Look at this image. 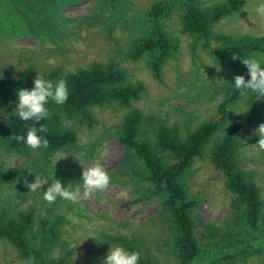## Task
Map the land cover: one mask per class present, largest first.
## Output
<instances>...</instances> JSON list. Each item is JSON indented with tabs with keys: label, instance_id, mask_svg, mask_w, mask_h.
I'll use <instances>...</instances> for the list:
<instances>
[{
	"label": "rangeland",
	"instance_id": "obj_1",
	"mask_svg": "<svg viewBox=\"0 0 264 264\" xmlns=\"http://www.w3.org/2000/svg\"><path fill=\"white\" fill-rule=\"evenodd\" d=\"M155 1L76 0L65 1L58 8L52 3L50 10L41 4L48 11L45 9L38 16L31 10L35 5L26 0H0V75L16 76L29 65L41 73L55 65L71 71L95 60H113L125 69L129 81L144 86L141 96L131 105L143 114V135L152 132L156 120L176 122L184 131L203 120L218 118V104L233 90L228 83L235 76H244L247 82L246 69H225L203 40L183 32L177 7L164 20L175 47L163 64L160 77L154 76L147 56L137 59L129 56L133 40L147 27L146 14ZM260 3L261 0H242V6L220 19L216 29L234 35H264V19L257 18L255 13ZM99 8L104 9L100 11L104 14H98ZM44 19L50 25V32L42 25ZM253 57L264 58V54ZM250 98L251 95L239 97L228 105V116L219 135L245 113ZM2 103L0 99V111L5 108ZM11 104L6 102L7 106ZM91 111L96 123L92 127L74 123L76 143L56 151L50 158V166L43 164L38 149H9L0 133V168L20 166L30 172L24 181L0 185V198L14 208L34 206L39 216H63V254L70 252V255L59 264H86V261L98 264L110 245H114L107 236L114 233L137 238L140 253L148 255L154 264H178L173 253L170 221L162 212V197L134 173L137 167L132 166L134 161L131 163L117 136L118 124L128 108L110 104L93 106ZM261 124H264V98L254 100L251 123L239 131L247 142L241 149V162L251 173L263 200L259 220V226L263 227L264 150L257 147L256 132ZM94 162L104 166L111 177L110 183L103 191L81 198L79 203L58 198L49 204L40 192L48 184L41 185L37 192L27 186L35 177L50 181L54 174L62 185L74 188L81 182L83 169ZM50 168L48 177L45 171ZM224 180L223 172L213 167L207 151L194 159L180 179L188 200L194 202L190 217L201 252L196 264L209 263L219 246L248 235L241 213L230 207L232 193L226 189ZM56 252H52L55 260L59 257ZM234 259L231 264H264V242L256 241L246 256ZM0 264L31 263L20 259L11 244L0 240Z\"/></svg>",
	"mask_w": 264,
	"mask_h": 264
},
{
	"label": "trees",
	"instance_id": "obj_2",
	"mask_svg": "<svg viewBox=\"0 0 264 264\" xmlns=\"http://www.w3.org/2000/svg\"><path fill=\"white\" fill-rule=\"evenodd\" d=\"M65 1L76 0H26L35 5L31 10L37 15L44 14L45 9L48 11L50 4L54 3L58 8ZM241 6L242 0H156L147 11V27L133 40L129 56L132 59L147 56L154 76L160 77L162 66L175 47L165 29L164 20L177 7L182 31L203 40L210 54L225 69L239 71L244 68L240 59L264 54V35H234L216 29L220 19L230 16ZM103 10L99 8L98 14H104L100 12ZM41 22L44 29L50 32L48 21L44 19ZM36 75H44L50 80L65 79L69 90L67 101L63 105L50 103L49 117L40 122L47 129L42 135L47 139L48 146L38 149L44 165L50 166V158L56 151L76 143L74 123L86 127L96 123L91 111L93 106L117 104L128 108L118 124L117 136L128 151L131 163L134 161L132 166L137 167L134 173L162 197V212L170 221L173 253L178 264H196L201 255L190 217L194 202L188 200L180 179L194 159L202 157L205 151L213 167L223 172L225 187L232 193L230 207L241 213L249 231L248 235L219 246L207 264H231L234 258L246 256L253 250L256 241L264 242V226H259L263 200L259 187L240 159L241 149L247 142L240 137L239 131L251 123L255 99L252 95L245 113L235 118L222 135L218 133L227 119L228 105L240 97L235 89L218 104V118L203 120L184 131L176 122L156 120L152 132L143 135V114L139 108L131 105L141 96L144 86L141 82L129 81L125 69L113 60H95L71 71L55 65L41 73H36L29 65L16 76L0 75V99L3 102L1 105H5L0 111V133L9 149L22 151L27 148L15 137L16 134H24L26 125L30 126L32 122L18 120L12 116V111L16 104V90L31 89ZM7 101L12 104L7 106ZM50 172L51 168L45 174L49 177ZM29 173L20 166L0 168V185L24 181ZM62 219V215L53 218L39 216L35 207L30 205L25 208L10 207L5 199L0 198V240L11 244L17 256L30 263L34 257L35 264H59L70 255V252L63 254ZM107 236L109 242L138 252V264H154L148 255L140 253L137 238H128L122 233ZM52 252L59 256L57 260L52 257ZM86 264L93 263L86 261Z\"/></svg>",
	"mask_w": 264,
	"mask_h": 264
},
{
	"label": "clouds",
	"instance_id": "obj_3",
	"mask_svg": "<svg viewBox=\"0 0 264 264\" xmlns=\"http://www.w3.org/2000/svg\"><path fill=\"white\" fill-rule=\"evenodd\" d=\"M255 13L257 18L264 19V0H261V3L256 7ZM240 61L246 69L247 82H245L244 76H235L231 84L227 82L228 86L235 89L241 98L248 95H252L254 100L264 98V69L261 68V65H264V58L249 57L240 59ZM68 96L69 90L65 79L50 80L44 75H36L31 89L18 88L15 93L16 104L12 116L20 121H31L32 125H26L24 134H16V140L32 150L47 148L48 141L42 135L47 129L40 122L49 117L48 105L50 103L63 105ZM256 132L258 135L257 147L259 150H264V124L259 125ZM110 180L111 177L104 166L99 162H94L91 167L83 169L80 177L81 182L74 188L62 185L61 180L54 178V174L50 181H41L35 177L34 181L27 186L30 191L37 192L40 191L41 185L48 184L47 189L40 192H42L43 200L49 204L54 203L58 198L76 204L80 202L81 198H87L93 192L103 191L109 185ZM139 260L138 252L129 251L122 245L114 244L110 245L99 264H138ZM31 264H35L34 257L31 258Z\"/></svg>",
	"mask_w": 264,
	"mask_h": 264
}]
</instances>
